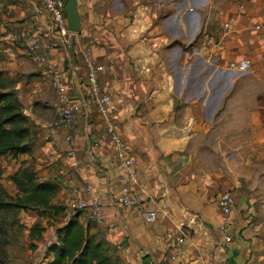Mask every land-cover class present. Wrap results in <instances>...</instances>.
I'll list each match as a JSON object with an SVG mask.
<instances>
[{
  "label": "crops",
  "instance_id": "1",
  "mask_svg": "<svg viewBox=\"0 0 264 264\" xmlns=\"http://www.w3.org/2000/svg\"><path fill=\"white\" fill-rule=\"evenodd\" d=\"M77 9L81 31L67 48L50 30L38 0H0V72L15 79L32 147L16 159L0 158L7 194L17 193L8 179L26 163L39 182L57 188L52 204L67 208L64 222L76 212L71 208L76 201L99 199L103 220L95 224L123 264H253L247 236L224 245L216 229L206 233L202 224H196V233L186 229L189 204L182 197L210 195L193 181L197 149L232 148L235 164L248 160L264 169V0H77ZM22 32L39 37L45 64L27 57ZM86 51L105 66L102 90L117 101L118 131L136 160L140 182L151 188L152 206L146 209L113 205L121 173L111 150L101 146L93 156L86 151L97 135L95 112L70 131L56 126L50 71H61L70 92L84 95ZM242 60L250 62L246 71L239 69ZM146 211H154L156 220L148 222ZM19 213L28 228L42 221L46 247L56 240L57 226L48 227L34 210ZM79 221L95 222L88 211L80 212ZM179 227L188 233L182 244L166 238Z\"/></svg>",
  "mask_w": 264,
  "mask_h": 264
},
{
  "label": "built area",
  "instance_id": "2",
  "mask_svg": "<svg viewBox=\"0 0 264 264\" xmlns=\"http://www.w3.org/2000/svg\"><path fill=\"white\" fill-rule=\"evenodd\" d=\"M42 9L47 14L49 27L55 32L64 47L69 48L72 44L73 33L68 31L67 21L65 17L64 7L66 0H38ZM224 28L229 30V25L224 24ZM256 29H260V25H256ZM26 54L34 63L45 64L47 57L41 48V42L38 36L20 33ZM83 66L85 68L86 92L84 95L77 96L71 93L67 82L61 71L52 69L50 71V85L55 91L58 103L56 126L63 130H72L80 118H88L90 113L95 112L99 118L97 135L90 138V144L87 153L93 156L101 146L108 147L111 150L112 158L116 163L117 169L120 171V177L117 181L119 191L112 198L114 206L127 209L141 210L145 202L150 200L149 192L143 185L136 171V160L130 155L126 149L125 140L117 128V107L114 106L112 97L102 90L100 77L105 72V66L97 62L91 55L90 51L83 53ZM250 66L248 60H242L239 63V69L246 71ZM65 142L72 141V134H67L64 138ZM67 157L75 162V154L67 153ZM87 190H91V186H87ZM217 207L221 214V224L219 233L224 243L232 241L230 216L236 208V199L234 195L228 191L218 195L216 201ZM102 202L96 198H87L76 201L71 208L76 212L88 211L91 219L97 224L102 223ZM145 219L148 222L156 220L154 211H146ZM188 234V233H187ZM183 232V227H179L174 231L166 233L168 240H175L176 243H184V238L188 236ZM173 261V258H170ZM166 264H172L168 262ZM191 264H209L203 260L194 261Z\"/></svg>",
  "mask_w": 264,
  "mask_h": 264
},
{
  "label": "rangeland",
  "instance_id": "3",
  "mask_svg": "<svg viewBox=\"0 0 264 264\" xmlns=\"http://www.w3.org/2000/svg\"><path fill=\"white\" fill-rule=\"evenodd\" d=\"M18 56L23 57L20 52ZM1 73L6 88L15 92V79L8 76L5 72ZM112 100L114 106L117 107V101L114 99ZM46 113V115H49L48 111ZM241 150L243 154L246 155L245 159H247L249 150L247 148ZM232 151V148L218 150L214 147L196 150L197 153L192 157L193 161L191 167L194 176L193 181L199 188L206 187L210 191V195H183L184 197H182V199L189 204V209H186L187 217L183 218L185 221L184 224L187 227L186 229L192 232L196 229L197 225L201 224L203 228L206 229V233L209 230L215 231L216 229V233H218L220 237L219 226L222 218L216 201L219 194L228 191L232 193L236 199V208L229 218L231 221V228L229 230L232 236L231 242L234 240V243H237L240 238L246 239L245 237L247 236L249 242H252L251 245L253 246V250L250 251L253 255L251 257L254 258L253 264H264V169L257 168L260 165L250 164L248 160L240 165L235 164V162H233ZM222 152L224 154H222ZM0 160L3 163V159ZM21 166H31L34 170L31 164L26 165V163H23ZM141 183L146 186L148 192H151L149 184L143 183L142 181ZM16 194L12 196L8 195L10 198L14 199ZM151 206L149 201H147L144 203L143 209ZM19 214V212L11 211L6 216L8 224L7 232L4 237L6 241L4 245L6 264H43L45 262L44 257L46 248L44 242L49 238V234L45 235L43 240L39 242L31 240L29 236L30 228L24 225V223H21V220L25 218V216L21 214L22 216L20 217ZM25 214L28 216L32 215L31 212H25ZM64 217H66V215H64ZM64 217L59 216L56 220H53V222H49V224H51L50 226L59 227V224L64 222ZM39 221L40 223L42 222L41 220ZM95 223L96 222L92 223V226L95 228L93 232H101L99 230L100 228H98L99 225ZM52 230H54V228H49V233ZM194 232L196 233L197 231ZM220 243L224 245L230 244ZM118 260L122 263L119 258Z\"/></svg>",
  "mask_w": 264,
  "mask_h": 264
},
{
  "label": "trees",
  "instance_id": "4",
  "mask_svg": "<svg viewBox=\"0 0 264 264\" xmlns=\"http://www.w3.org/2000/svg\"><path fill=\"white\" fill-rule=\"evenodd\" d=\"M28 117L23 113L16 94L8 90L0 72V158L16 159L30 154V131ZM3 168L0 162V264H6L4 251L7 232L6 216L11 211L34 210L47 224L66 215L67 208L52 204L57 188L51 182H39L31 166H21L9 177L17 194L10 198L1 184ZM80 212L73 213L55 230L56 240L45 248L46 264H122L101 232L91 231L93 226H84L79 221ZM94 228V227H93ZM45 228L40 221L29 229L31 240L40 241Z\"/></svg>",
  "mask_w": 264,
  "mask_h": 264
},
{
  "label": "water",
  "instance_id": "5",
  "mask_svg": "<svg viewBox=\"0 0 264 264\" xmlns=\"http://www.w3.org/2000/svg\"><path fill=\"white\" fill-rule=\"evenodd\" d=\"M68 31L77 34L81 31L80 15L77 0H66L64 7Z\"/></svg>",
  "mask_w": 264,
  "mask_h": 264
}]
</instances>
